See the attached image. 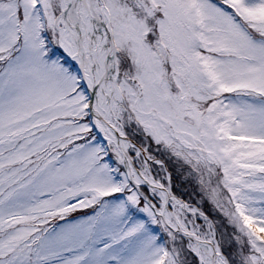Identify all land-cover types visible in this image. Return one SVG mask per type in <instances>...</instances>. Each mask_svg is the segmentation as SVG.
Segmentation results:
<instances>
[{"label":"snow or ice","instance_id":"snow-or-ice-1","mask_svg":"<svg viewBox=\"0 0 264 264\" xmlns=\"http://www.w3.org/2000/svg\"><path fill=\"white\" fill-rule=\"evenodd\" d=\"M0 264H264V0H0Z\"/></svg>","mask_w":264,"mask_h":264}]
</instances>
